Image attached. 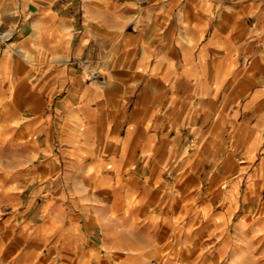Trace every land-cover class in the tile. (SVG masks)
Instances as JSON below:
<instances>
[{"label": "crops", "instance_id": "0c3cea01", "mask_svg": "<svg viewBox=\"0 0 264 264\" xmlns=\"http://www.w3.org/2000/svg\"><path fill=\"white\" fill-rule=\"evenodd\" d=\"M0 27V264L264 257V0H0Z\"/></svg>", "mask_w": 264, "mask_h": 264}, {"label": "rangeland", "instance_id": "374dc122", "mask_svg": "<svg viewBox=\"0 0 264 264\" xmlns=\"http://www.w3.org/2000/svg\"><path fill=\"white\" fill-rule=\"evenodd\" d=\"M123 239L126 240V235L123 236ZM209 244H204L206 248L202 250L203 253H200V258L197 259L198 264H264V257H262V253L260 254L261 257H256L255 255L251 254L248 256L241 255L240 250L237 248L235 244H231L230 246L226 247V250L219 251L216 250L214 253L209 252ZM216 246L221 245V242L215 244ZM209 246H212L211 244ZM230 248V249H229ZM122 261V264H126L127 260H116L112 259L107 262L104 260L102 264H119ZM182 264H189L190 260L182 259L179 260Z\"/></svg>", "mask_w": 264, "mask_h": 264}, {"label": "built area", "instance_id": "2783aa9c", "mask_svg": "<svg viewBox=\"0 0 264 264\" xmlns=\"http://www.w3.org/2000/svg\"><path fill=\"white\" fill-rule=\"evenodd\" d=\"M9 37H10L9 31L5 28L0 27V46L3 44V42L7 41Z\"/></svg>", "mask_w": 264, "mask_h": 264}]
</instances>
